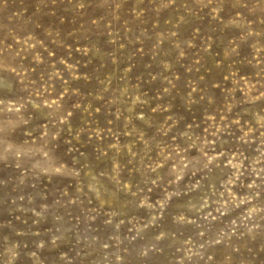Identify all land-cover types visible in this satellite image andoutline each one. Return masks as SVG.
Wrapping results in <instances>:
<instances>
[{"label":"rangeland","instance_id":"1","mask_svg":"<svg viewBox=\"0 0 264 264\" xmlns=\"http://www.w3.org/2000/svg\"><path fill=\"white\" fill-rule=\"evenodd\" d=\"M0 264H264V0H0Z\"/></svg>","mask_w":264,"mask_h":264}]
</instances>
